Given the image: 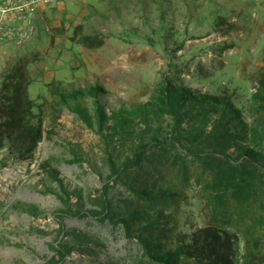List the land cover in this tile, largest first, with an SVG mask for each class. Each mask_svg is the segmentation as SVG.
Returning <instances> with one entry per match:
<instances>
[{
    "label": "rangeland",
    "instance_id": "rangeland-1",
    "mask_svg": "<svg viewBox=\"0 0 264 264\" xmlns=\"http://www.w3.org/2000/svg\"><path fill=\"white\" fill-rule=\"evenodd\" d=\"M95 1L65 0L63 4L94 6ZM81 25L84 34L102 36L99 48L72 43L74 29L59 32L57 43L56 34L45 30L22 46L0 44V75L7 65L24 71L30 80L28 95L43 106L44 126L52 131L38 144L31 161L4 160L0 150V264H51L50 246L60 226L83 231L101 243L97 255L73 252L61 264H151L120 225L89 216L61 220L53 215L62 204L47 190L56 184L41 181L42 161L53 157L52 164L68 189L80 187L83 195L95 200L105 185L106 151L121 161L134 146L130 141L107 146L95 128L59 105L53 84L67 91L98 85L108 93L110 103H136L152 99L167 79L201 93L228 87L245 104L253 92L251 78L264 66V0H109L96 17H84ZM41 28L38 22L37 32ZM225 46L230 47L221 51ZM78 155L83 160L74 159ZM185 166L183 171L164 157L153 167L145 163L143 169L133 168L127 175L137 185L169 182L181 190L180 200L168 212L177 231L189 232L213 220L210 198L202 189L201 168L188 159ZM4 172L9 174L2 178ZM123 181L109 182L108 195L117 205H127L128 210L154 207L138 201ZM85 202L86 209L97 206ZM31 206L37 214L26 211L33 210ZM263 218L264 198L242 207L231 203L219 213L216 223L222 221L220 225L239 237L234 264H244L247 239L255 253L253 264H264Z\"/></svg>",
    "mask_w": 264,
    "mask_h": 264
},
{
    "label": "trees",
    "instance_id": "trees-1",
    "mask_svg": "<svg viewBox=\"0 0 264 264\" xmlns=\"http://www.w3.org/2000/svg\"><path fill=\"white\" fill-rule=\"evenodd\" d=\"M82 30V25L74 27L72 43L85 49L103 44L102 36L84 34ZM0 77V150L4 151V160L31 161L38 144L52 134L44 126L43 106L29 97L30 80L20 67L7 65ZM251 83L253 92L245 104L238 102V94L228 87L201 93L167 79L152 99L136 103H110L108 93L98 85L67 91L53 84L52 92L59 105L95 128L107 146L128 141L134 144L130 155L121 161L106 151L105 185L95 200L89 194L83 195L80 187L68 189L52 164L53 157L42 161L41 181L56 184L47 190L56 194L62 204L53 215L61 220L67 216H89L120 225L151 264H234L239 237L220 225L222 221L216 223L217 217L231 203L242 207L264 198V66L254 73ZM157 149L159 154L154 153ZM75 157L83 160L81 155ZM164 157L183 171L187 159L201 168L205 176L202 189L210 198L212 223L189 232L177 231L168 208L180 200L181 190L169 182L137 185L136 179L127 175L133 168L143 169L145 163L153 167ZM110 181H123L125 189L138 201L154 207L128 210L127 205H117L108 195ZM86 200L95 202L96 208H84ZM31 207L33 210L26 211L37 214ZM250 243L245 240L244 264L254 262ZM100 245L83 231L60 226L59 236L50 246L54 254L49 262L61 264L73 252L97 255Z\"/></svg>",
    "mask_w": 264,
    "mask_h": 264
},
{
    "label": "built area",
    "instance_id": "built-area-1",
    "mask_svg": "<svg viewBox=\"0 0 264 264\" xmlns=\"http://www.w3.org/2000/svg\"><path fill=\"white\" fill-rule=\"evenodd\" d=\"M52 1L0 0V44L22 46L31 41L37 35V22H43L40 6Z\"/></svg>",
    "mask_w": 264,
    "mask_h": 264
},
{
    "label": "crops",
    "instance_id": "crops-1",
    "mask_svg": "<svg viewBox=\"0 0 264 264\" xmlns=\"http://www.w3.org/2000/svg\"><path fill=\"white\" fill-rule=\"evenodd\" d=\"M63 1L65 0H55L40 6L43 22H41L42 28L39 29L40 31L37 34H43L45 28H48L52 35L53 33L56 34L55 43L59 39V32H67L74 29L75 26L81 25L84 17H96V14L109 0H96L94 6L93 4L73 3L69 7H65ZM55 50L56 45L53 51Z\"/></svg>",
    "mask_w": 264,
    "mask_h": 264
},
{
    "label": "bare ground",
    "instance_id": "bare-ground-1",
    "mask_svg": "<svg viewBox=\"0 0 264 264\" xmlns=\"http://www.w3.org/2000/svg\"><path fill=\"white\" fill-rule=\"evenodd\" d=\"M5 174L2 175V178H5L7 176L8 172H4ZM9 174V173H8ZM14 175V174H13Z\"/></svg>",
    "mask_w": 264,
    "mask_h": 264
}]
</instances>
